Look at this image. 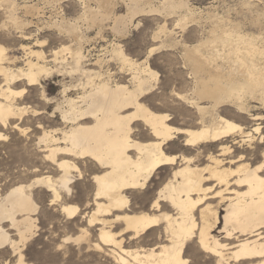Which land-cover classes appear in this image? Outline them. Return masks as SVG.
<instances>
[{
	"label": "bare ground",
	"instance_id": "bare-ground-1",
	"mask_svg": "<svg viewBox=\"0 0 264 264\" xmlns=\"http://www.w3.org/2000/svg\"><path fill=\"white\" fill-rule=\"evenodd\" d=\"M164 1L173 11L188 7L184 1ZM107 2L112 5L113 1H104ZM128 3V15H115L113 20L112 30L118 33H124L128 22L146 12L151 0ZM3 7L9 10L6 13L12 28L20 34L18 50L25 53V63L20 66L18 50L5 44L14 39L10 26L3 22L0 30H6L7 36L0 35V127L6 129L27 112L18 99L26 88L16 90L18 84L42 86L43 79L55 74L69 76L71 81L62 83L60 99L47 97L43 86L41 92L46 104H55L53 116L59 114L65 125L54 130L43 128L37 142L44 159L57 167L58 177L38 176L34 183L19 184L4 197L0 194V254L5 255L0 264H20L21 260L32 264L27 261L26 249L38 230L34 184L52 193L53 201L61 204L63 217L69 221L81 218L86 224L78 235L65 236L62 245L82 246L91 242V232L97 231L98 241L93 248L114 264H183L193 259L192 250L213 258L216 264H264V151L256 166L245 162L248 156L243 153L235 157L239 150L234 145L248 142L252 146L255 138L228 118L231 111L242 118L252 117L253 102L264 108V65L257 60H264V47L258 46L255 37L240 33L237 27L227 29L228 23L219 20L206 40L185 47L182 71L188 76L181 84L189 80L192 85L173 90L170 96L186 110L180 124L168 111H153L143 102L158 79L147 61L140 64L132 60L118 45L113 53L132 72L130 85L105 79L102 70L85 68L83 34L77 26L67 27L63 21L51 25L65 29L80 47L74 50L64 45L53 49V59L48 60L42 50L46 41L37 39L33 46L22 45V40L26 42L34 36L22 33V26L29 22L19 16L21 6L15 0H0ZM24 10L31 17L40 13L36 5H25ZM110 12L90 11L87 19L97 25L100 19H111ZM204 45L211 48L208 53L201 51ZM71 92L77 97H70ZM254 117L252 120H260V116ZM254 131L258 134L260 127ZM0 136L7 138L2 132ZM236 136L240 142H235ZM230 139L235 142L233 146ZM3 140L6 139H0ZM181 140L184 151L168 154L174 149L172 145ZM204 162L207 164L202 166ZM79 164L85 166L84 170ZM235 164L238 166L232 168ZM165 168L173 170V174L157 192L153 207L130 205L129 194L144 190ZM84 175L91 177L92 191L83 206L72 204L73 179H84ZM209 182L213 184L208 186ZM214 200L215 206L211 203ZM220 211L224 212L222 228ZM156 233L155 241L146 240Z\"/></svg>",
	"mask_w": 264,
	"mask_h": 264
},
{
	"label": "rangeland",
	"instance_id": "rangeland-1",
	"mask_svg": "<svg viewBox=\"0 0 264 264\" xmlns=\"http://www.w3.org/2000/svg\"><path fill=\"white\" fill-rule=\"evenodd\" d=\"M15 1L21 8L23 7L22 10L18 7L21 11H19V16L22 17V20H25L27 23L29 22L28 26H22V33L34 36L29 41L25 42L22 40V45L33 46L37 39L39 41H46V46L42 50L47 54L48 60H52L53 57L50 55L51 50L59 49L64 45L72 46V49L74 48L75 50L79 43L70 33L69 36L68 32H65V29L58 30L51 23L63 21L67 27L70 25L77 26L76 28L78 31H81L79 33L83 34L84 39L81 45L86 56L85 68L94 72L102 70L101 72L104 73L105 79L110 78L115 83L130 85L132 72L113 53L116 46H121L125 54L132 60H136L140 64L147 61L151 68L158 73L154 89L151 91V94L144 97L143 102L151 109H154L153 111L159 112L160 109H162L160 110L161 112L167 113L168 111L169 114H172L173 117L179 120L180 124L186 110L181 107L178 103L179 101L170 96L173 90L181 88L189 89L192 85L189 80H187V83L181 84V81L186 80L188 76L186 71H182V67L186 63L184 61L186 46L192 47L200 43V41L206 40L215 22L223 20L228 23L226 24L227 29L237 27V31L247 36L255 37L258 46L264 47V0H171L176 4L180 3V1L188 4V7H185V9L174 11L167 6L168 3L164 0H151V3L146 5V12L155 10L156 8L157 13L153 11L152 13L144 12L138 14L131 22H128L124 33L112 30V26H114L113 20L116 17L115 15H128L127 4H129V0H112V3L109 0L112 5H108V2L104 3L107 0L101 2L99 0L97 2L95 0ZM25 5H36L40 9V13L37 14L38 16H32V18L30 15H26L24 10ZM108 6L110 7L108 8ZM107 9L111 11V19H100L101 23L99 22L97 25H92L90 20L87 19V15H91L90 11L105 14L108 12ZM6 11H9L6 7L0 8V25L4 22L7 26H10L9 32H11V38L14 41L10 39L5 44L12 49L15 46L14 50H18L21 43L19 41L20 34L18 31L16 33V30L12 28V22L9 20ZM0 33V35L3 34L4 38H6V30H0ZM152 49L155 51L151 53ZM210 49L208 45L201 47V51L204 53H208ZM22 51L18 50V57L22 61L19 65L23 67L25 53ZM257 60L264 65L262 58L258 57ZM70 81L71 78L69 76L55 74L53 77L43 79L42 86L47 97L60 99L62 97L61 92L63 91L62 83H69ZM42 86L29 88L26 85L18 84L15 88L16 90L26 88V93L21 97L22 99H18L22 100V105L27 107V112L21 118L17 117L14 119L13 123L8 125L6 129L0 127V132L7 135L6 140L0 141V194L2 197L19 184L29 185L34 183L36 181L35 178L38 176L50 175L56 179L59 175L57 167L44 159L41 150L37 146L38 137L41 135L43 128L54 130L65 127L59 114L53 116L55 104L48 105L42 100ZM69 96L76 98L77 94L71 92ZM251 105L253 108L251 112L252 117L260 116V120H252L251 115H245L242 118L234 111L228 112V118L240 124L244 128L243 132L245 134L250 133L255 138V145L252 146L248 142L234 145L235 142L241 141L239 136L235 137L237 139L235 142L233 139H230L232 146L234 145L235 149L239 150V152L235 153V157L243 153L248 156L245 162H250L252 166H256L262 161L264 151V143L260 144L261 140L264 142V108L257 102H253ZM253 106H257L258 108L254 109ZM177 127L182 126L177 125ZM256 127H260L258 134L254 131ZM21 130H25L26 132L23 133ZM183 144L182 140L174 143L172 145L174 149L169 150L168 154H181L184 151V148L181 147ZM206 164L204 162L202 166ZM236 166L238 164L233 165L232 168H236ZM80 167L83 170L85 168L83 165H80ZM172 174L173 170L170 168L159 170L144 190H138L139 192L135 191V193L129 194L130 205L137 208H152L158 196L157 192L172 177ZM88 175H84V179L81 180H78V177L73 179L76 183L73 184L74 198L71 202L72 204L83 206L86 198L91 193V177ZM211 184L213 182H209L207 185L211 186ZM63 195V197L67 198L66 193H63ZM33 196L39 208V221L36 236L31 238L26 249V257L29 263L114 264L113 260L104 257L103 254H98L93 248V244L98 241L97 231L95 233L91 232L93 235L90 237L91 242L82 245L83 247H78L74 244L62 245L61 242L65 236L78 235L81 228L86 227V224L80 220L81 218L69 221L66 217H63L60 213L61 204L53 201L55 199L52 193L48 192L43 186L34 184ZM53 202L55 205L52 204ZM211 203L215 206L217 201L214 200ZM219 213L222 221L224 212L220 211ZM222 226L223 221L220 227L222 228ZM6 229L9 228L6 227ZM218 232L219 230H217ZM11 233L13 237H16L15 233L12 231ZM156 237L157 233L156 235H148L146 240L152 242L155 241ZM192 251L194 253L193 259L198 264H216L213 258L204 253ZM4 256L0 254V262Z\"/></svg>",
	"mask_w": 264,
	"mask_h": 264
},
{
	"label": "snow or ice",
	"instance_id": "snow-or-ice-1",
	"mask_svg": "<svg viewBox=\"0 0 264 264\" xmlns=\"http://www.w3.org/2000/svg\"><path fill=\"white\" fill-rule=\"evenodd\" d=\"M0 139H6V137L0 136ZM262 168H264V165H262ZM262 175H264V173H262ZM262 227H264V225H262ZM13 264H15V262H13ZM20 264H24V261L21 260ZM183 264H198V262L195 259H192L190 261L183 262Z\"/></svg>",
	"mask_w": 264,
	"mask_h": 264
}]
</instances>
